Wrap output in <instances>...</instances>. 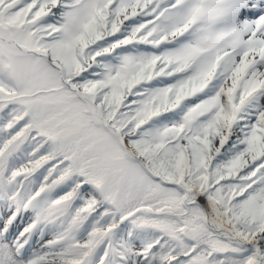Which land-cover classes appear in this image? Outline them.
Returning a JSON list of instances; mask_svg holds the SVG:
<instances>
[{
    "label": "snow or ice",
    "instance_id": "6c2138e0",
    "mask_svg": "<svg viewBox=\"0 0 264 264\" xmlns=\"http://www.w3.org/2000/svg\"><path fill=\"white\" fill-rule=\"evenodd\" d=\"M0 264H264V0H0Z\"/></svg>",
    "mask_w": 264,
    "mask_h": 264
}]
</instances>
